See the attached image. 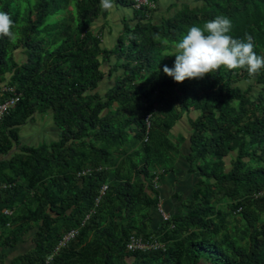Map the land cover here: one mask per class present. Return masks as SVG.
I'll return each instance as SVG.
<instances>
[{"label": "trees", "instance_id": "16d2710c", "mask_svg": "<svg viewBox=\"0 0 264 264\" xmlns=\"http://www.w3.org/2000/svg\"><path fill=\"white\" fill-rule=\"evenodd\" d=\"M114 2L134 10V24L124 23L107 50L92 31L108 14L100 0H0L14 22V37H0V104L14 96L3 87L20 96L0 121V253L30 237L34 245L0 264H45L51 256L50 264H264V199H253L264 187V69L249 77L222 67L183 83L163 73L187 29L218 16L264 56V0H195L160 24L149 16L156 10ZM105 77L114 86L102 94ZM48 113L58 141L23 145L20 128ZM191 113L198 115L184 159L200 179L184 210L165 222L152 180L176 168L182 150L171 133ZM87 169L92 174L79 176ZM133 235L165 249L129 252Z\"/></svg>", "mask_w": 264, "mask_h": 264}, {"label": "clouds", "instance_id": "9594fccd", "mask_svg": "<svg viewBox=\"0 0 264 264\" xmlns=\"http://www.w3.org/2000/svg\"><path fill=\"white\" fill-rule=\"evenodd\" d=\"M105 10L113 8L112 0H100ZM14 22L10 15L0 11V37L13 38ZM233 25L229 18L218 16L203 26L193 25L175 45L174 66L163 67V73L176 83L188 79H202L206 74L217 72L222 67L229 70L246 69L249 77H255L264 69V56L254 51L251 36L245 40L230 35ZM159 39V37H155ZM168 56V55H166Z\"/></svg>", "mask_w": 264, "mask_h": 264}, {"label": "crops", "instance_id": "0c3cea01", "mask_svg": "<svg viewBox=\"0 0 264 264\" xmlns=\"http://www.w3.org/2000/svg\"><path fill=\"white\" fill-rule=\"evenodd\" d=\"M171 1L172 0L161 1L159 4H157V9L153 14L157 13L158 9L160 10L161 8H163V12H166L169 9V6L170 8H172L173 5H175V3ZM112 2H113V8L107 10L108 12L107 16L100 17L92 26V31L96 35L101 36L103 48L107 50H113L117 46L118 39L124 29V23L127 22L130 24H134V22H132L134 20V10L127 7H122L116 4L114 0H112ZM178 10L180 9L178 8L177 11ZM106 67H108L109 70L108 74H110L112 68L109 65H105L103 68L105 73H106L105 70ZM121 74L122 71H119L117 73L114 72V78H116ZM105 80L103 82L104 84L106 83ZM113 86L108 87V90ZM197 115H198L197 113H191L184 116L182 120H180L176 124L172 132L175 130L179 131L180 126H183L186 123L190 124V119H196ZM34 120L35 119H33L32 122ZM46 125L47 124H45V126ZM48 126L53 129V133H55V135H60V131L57 127L50 126V123ZM177 135L181 136V139L185 138L182 134H177ZM189 144L190 143L186 141L182 145L181 147L182 156L178 160L176 168L173 171H170L167 175H165L161 183L160 198L163 201V205H164L163 208H165V210L169 214L175 215L181 211L184 204L187 203V201L191 198L193 190L195 186L198 184L200 179L197 174L188 173V165L186 164L184 158L185 155L188 154L186 152L190 150ZM156 217L158 219V222L160 223L161 222L160 216L157 214Z\"/></svg>", "mask_w": 264, "mask_h": 264}, {"label": "rangeland", "instance_id": "374dc122", "mask_svg": "<svg viewBox=\"0 0 264 264\" xmlns=\"http://www.w3.org/2000/svg\"><path fill=\"white\" fill-rule=\"evenodd\" d=\"M171 2L175 3V5H173L172 8H170L166 11L163 12V8H161L160 10L158 9L157 13L155 14H150V18L154 23L160 24L162 19L165 18H169V16H173L175 14V12L177 11V9H181V7L185 4V5H190L191 7H195L198 6L199 3L195 2V0H172ZM18 60H21L22 55H18L17 53V57ZM23 59V58H22ZM106 70V74H108L109 70L108 67L105 68ZM107 76V75H106ZM109 76V74H108ZM105 84L102 83L100 85L99 88V92L102 94H105L106 91L108 90V87H111L114 85V78L111 77H105ZM109 78V79H108ZM251 82H242V86L243 87H247ZM3 87V86H1ZM5 88L3 87V90ZM34 121H30L28 124L22 126L20 128V135H21V141L23 143V145L26 146H31V147H36L39 146L41 144H50L52 142L58 141L60 135H55V133H53V129L50 128L48 125L50 123V126L52 127H57L53 121V116L51 113H48L46 115H40L38 114L36 117H34ZM45 124H47L45 126ZM187 129V130H186ZM191 126L190 124H184L183 126H180L179 131L175 130L171 133V139L173 142H179L181 143V147L182 145L188 141L190 143V134H191ZM177 134H182L185 138V142H181V136H178ZM180 138V139H179ZM183 139V138H182ZM189 154V151L186 152ZM182 154L180 156H178L176 158L177 162L176 165L178 163V160L181 158ZM230 162L228 161V166L230 167ZM188 202V201H187ZM223 210L227 209L226 204L222 205ZM184 209L182 208L181 211H183ZM169 214V213H168ZM170 216H173V214H170ZM240 227V226H239ZM34 247L33 243H32V238H26V240L24 242L21 243V245L13 250V251H7L5 253H0V260L1 261H5L7 263H10V261H12L14 258L18 257L19 255L25 254L28 251H30L32 248ZM206 264V263H204Z\"/></svg>", "mask_w": 264, "mask_h": 264}, {"label": "built area", "instance_id": "2783aa9c", "mask_svg": "<svg viewBox=\"0 0 264 264\" xmlns=\"http://www.w3.org/2000/svg\"><path fill=\"white\" fill-rule=\"evenodd\" d=\"M127 1L132 3L134 9L137 11H141V10L154 11L157 9V3L155 0H127ZM4 91L10 92L14 94V96L0 104V121L11 109H13L16 106V104L20 100V96L15 94L14 89H11L8 87V88H5ZM149 118L150 116L147 117L148 124H149ZM90 174H92V170L87 169L83 171L82 173H80L79 176H86ZM164 174H165V171L160 170L156 174L155 178L152 180V184L156 190L161 189V183H162L161 177ZM107 191H108V185L104 184L100 190L98 198L96 199V204H95L96 206H99L98 204L101 203V200L106 195ZM253 199H256V200L264 199V187L260 191H257L254 194ZM163 207H164L163 201L161 200L159 196V204L156 208L160 216L163 218V220L165 222H169L171 220V216L170 214H168V212ZM5 213L12 214L9 211H5ZM82 226H84V224ZM80 229L81 228L78 227L66 233L63 236L62 240L59 242L57 248L55 249V254L59 253L64 247L67 246V244H69L74 239H76L80 234ZM127 249L129 252H150V251H157V250L165 249V245L153 238L146 240L143 237H140L138 235H133L131 236L129 242L127 243ZM52 259H53V256L49 257L47 261L45 262V264H50Z\"/></svg>", "mask_w": 264, "mask_h": 264}]
</instances>
